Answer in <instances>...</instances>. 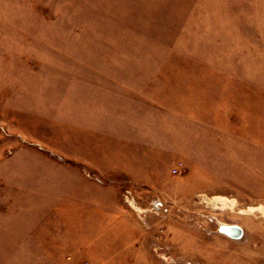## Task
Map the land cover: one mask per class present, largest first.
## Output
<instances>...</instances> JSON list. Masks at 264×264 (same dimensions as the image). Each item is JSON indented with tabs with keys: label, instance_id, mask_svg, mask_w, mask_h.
<instances>
[{
	"label": "rangeland",
	"instance_id": "374dc122",
	"mask_svg": "<svg viewBox=\"0 0 264 264\" xmlns=\"http://www.w3.org/2000/svg\"><path fill=\"white\" fill-rule=\"evenodd\" d=\"M0 264H264V0H0Z\"/></svg>",
	"mask_w": 264,
	"mask_h": 264
},
{
	"label": "water",
	"instance_id": "95a60500",
	"mask_svg": "<svg viewBox=\"0 0 264 264\" xmlns=\"http://www.w3.org/2000/svg\"><path fill=\"white\" fill-rule=\"evenodd\" d=\"M226 233H228L229 235H233L235 237L241 236L242 234V230L240 227L236 226V225H231L226 227V229H223Z\"/></svg>",
	"mask_w": 264,
	"mask_h": 264
},
{
	"label": "bare ground",
	"instance_id": "6f19581e",
	"mask_svg": "<svg viewBox=\"0 0 264 264\" xmlns=\"http://www.w3.org/2000/svg\"><path fill=\"white\" fill-rule=\"evenodd\" d=\"M212 200L227 201V198L224 197V196H215V197H213ZM228 226H231V225H224V226H222V228H223V229H226V227H228ZM236 226H237V225H236Z\"/></svg>",
	"mask_w": 264,
	"mask_h": 264
}]
</instances>
